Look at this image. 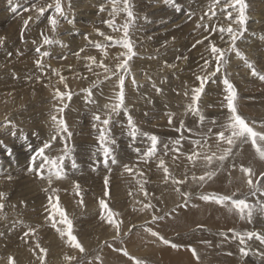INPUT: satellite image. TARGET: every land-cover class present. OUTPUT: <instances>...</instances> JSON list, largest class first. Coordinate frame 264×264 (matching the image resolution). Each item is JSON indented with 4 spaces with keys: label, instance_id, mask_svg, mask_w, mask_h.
<instances>
[{
    "label": "rangeland",
    "instance_id": "374dc122",
    "mask_svg": "<svg viewBox=\"0 0 264 264\" xmlns=\"http://www.w3.org/2000/svg\"><path fill=\"white\" fill-rule=\"evenodd\" d=\"M145 1L147 0H129L135 22L129 29L128 38L136 53L129 61V73L131 74L129 77V73L112 75V72L116 71V65L123 59L121 54L127 51L115 41L123 39L122 25L128 19L122 11L113 14L112 0H61L66 18L58 17L55 31L52 30V26L48 22V17L54 14V9H48L43 15L37 17V13L32 7L37 3V0H14V3L19 5L16 11H13L9 6L8 0H0V37L4 38L3 43H0V192L5 194L3 199L5 207L0 213V264H8L9 256L13 257L14 264H40L39 250L34 247L37 241L48 250L45 255L46 264H68L64 259L65 256H74L76 259L73 264H135L134 260L129 259L122 251L116 249L127 250L131 257L143 260L144 264H161L157 259L162 252L175 255L186 250L192 254L191 249H195L197 252L199 243H207V240L208 243H211L216 236L228 229L203 223L201 214L204 211L205 214H209L207 211L214 209V211H219L221 207L224 208L221 211H224L225 208L226 210L228 208L212 200L204 201L200 199V195H231L238 192L236 198L247 197L249 203H253V201L257 203V201H261L260 198L264 200V196L260 193L254 197L248 194L249 190L246 193L244 190L242 192L243 184H239L241 178L227 181L231 171L239 165L237 163L239 152L236 147L239 141L232 146V154L222 163L214 160L211 165H207L203 160V155L216 153L218 156L224 148L229 147L225 142L218 140L216 136V133L224 130L222 126L227 123L228 116H230L225 100L227 93L213 95V89L207 88V84L213 82L210 79L212 82L205 84L204 91L195 105L192 101L193 89L200 85L196 76L205 75L215 70L216 62L212 57L209 41L211 39V43L215 44L214 39L220 34L219 26L221 24L219 25L216 21L204 23L201 18H204L205 15L203 16L202 11L199 13L198 8L201 6H198L197 0H173L174 2L171 3L166 0H150L147 7H141L144 6ZM42 3L50 4L53 3V0H42ZM208 3L210 2L206 4ZM79 5L80 7H78ZM150 5L153 6L152 10ZM88 6L92 7L87 8ZM101 6L104 8V14L108 13L107 18L102 13ZM117 6L122 8L120 0H118ZM82 9L84 13L86 12L87 19L79 18L77 20L79 26L84 28L87 26L88 30L92 28L93 32L91 40H89L90 43L85 42L76 48L68 42L63 43L58 39V35H60L64 24L69 22L66 20L67 16L76 21L75 12ZM179 16L183 19L182 23L172 31V34L160 37L159 43L153 45L155 40L149 34V28L152 25L170 24V21L175 22L180 18ZM184 16L186 21H184ZM29 17L32 19L25 27L24 20ZM93 18L95 22H93ZM105 21L114 22V26L110 27L109 24L104 23ZM84 24L85 26H83ZM202 24L208 25V29L211 30L208 31V29L205 30L204 27L199 26ZM213 26L218 28L217 32L212 31ZM187 32H189L188 35ZM217 33L219 34L217 35ZM207 35L210 39L204 41L202 37ZM45 36L53 40L54 43L44 44ZM107 37H112V39L109 40ZM197 40L204 43L196 44ZM177 41L178 44L175 43ZM97 43L103 47L97 48L95 46ZM194 44L196 47H193ZM37 47L41 49V52H47L48 55L41 56L36 52ZM198 49L203 56L205 54L208 56L209 65L206 69L204 65H201V61H193L195 57L193 54L199 51ZM150 56L151 59H149ZM87 57H93L95 62L88 60ZM146 57H149L150 63L144 62L140 65L138 60ZM37 60L40 61V66L36 64ZM101 62L112 71L105 72L104 68L100 66ZM136 73H142L145 76L144 79L148 75V81L143 82L142 85L145 86L147 82L149 85L143 88L141 82L135 79ZM61 75L65 78L64 82L59 81ZM119 75L125 76V108L139 129L135 136L130 134L128 117L123 109L118 113H112L110 107L105 108V105L116 102L115 97L119 91L117 82ZM127 77L131 80L125 84V81L128 80ZM213 78L216 77L213 76ZM133 79L135 83H133ZM84 89H91L92 94L89 96L87 92L83 91ZM57 90L62 93L70 92L71 99L65 97L61 102L55 96ZM162 93L174 100H182L181 105L176 108L171 103L170 106L161 108V105L158 106L159 104L156 102L160 103V99L157 97ZM239 96L237 95L236 101L238 113L246 119L249 126L254 127V130L263 132L264 120L262 122L259 120H262L261 116L264 118V114L261 115L257 110L247 106L248 99H240ZM164 99L167 100L166 97ZM65 104L67 107L64 112H58L57 108L63 107ZM189 106H199V113L191 111ZM225 111L228 113L222 115L221 113ZM97 114L101 116V120L110 117V123L107 126L108 132L110 139L115 141V144L111 145L113 151L107 162H105L97 140L99 128L103 126L100 121L93 119ZM53 115H56L57 118L63 117L72 135L70 138H67L66 133L57 135V139L51 141L50 148L45 149V155L49 157L63 155L65 145L70 150V155L66 156L63 161L62 178L58 179L53 176L52 182L49 184L46 178H39L35 171L29 172L28 168L33 154L39 147L42 148L46 142H49L52 135L55 134L54 124L51 120ZM170 115L172 123H169ZM200 115L204 116L203 121L200 120ZM180 120L183 121V127H181ZM93 124H96L95 128ZM209 129H212V132H209ZM145 133L147 135H144ZM227 134L229 133L226 131ZM151 136L158 138L156 149L158 154L146 158L144 153L151 147ZM176 141L179 143H174ZM194 141H201V145L194 144ZM177 148L179 152L175 151ZM193 151L199 152L201 155L195 161H190L187 157ZM3 152L5 153L3 154ZM113 158L115 163L112 162ZM161 159L165 161V166L169 169L167 179L163 169L158 167ZM73 160L76 164L75 167H73ZM40 162L37 160L31 166L35 169ZM125 165L133 167V173L126 172ZM220 169L222 170L220 171ZM252 169L256 175H254L255 179L264 180L260 177V173L264 172V165ZM7 171L10 177H8ZM207 171H214L215 175L210 180L199 181L198 178ZM42 172L45 177L48 176L46 169ZM14 174L16 176H13ZM105 176L109 177V196L107 198L103 196ZM193 177L197 179L194 180ZM174 179L184 181V183L174 184ZM74 182L80 187L79 196L76 195ZM177 187L180 188V192L176 191ZM142 188L143 190H141ZM25 189L28 193L25 192ZM182 192L191 194L187 201L181 196ZM37 197L40 203L36 202L37 204H35L32 199ZM49 197H52L53 203L58 202L68 218L72 220V232L85 249L83 253L72 247L67 242L66 236L62 238L51 227V222L47 218L52 212ZM81 199L83 204L80 203ZM100 199H105L113 212L118 214L114 216V219L119 222V239H113L117 235L116 227L101 217V209L98 204ZM30 204H34V206L30 207ZM145 204H149L150 207L144 208ZM142 208L143 211H141ZM226 210L225 212H227ZM200 212L203 213L200 214ZM256 214L258 217H252L251 220H255L254 223H260L264 228V214ZM153 215L162 216L163 219L153 223ZM190 217H194L192 221L195 223L191 220L188 221ZM210 217L211 221H220L217 216ZM55 219L59 221V216L56 215ZM198 225L202 227H198ZM57 226L62 229L66 227L59 223ZM145 227L152 228L170 243L164 244L159 237H154L146 232ZM29 228L36 229L34 238L24 236ZM235 230L237 231L235 235L237 233L243 235L248 232V229L244 231L242 227L238 226H235ZM124 233H128V235H124ZM252 240L257 239L253 237ZM259 243L263 246L260 241ZM109 244L112 246L109 247ZM172 244L180 245V247H175L174 250ZM249 245H246V249L251 252L253 250L254 255L258 253L257 256H259L260 252H264L263 247L255 246L259 245L257 243H249ZM176 249H179L178 252ZM202 252L200 253L202 254ZM197 253L199 254V252ZM239 256L242 257L240 254ZM220 263L224 264L222 260Z\"/></svg>",
    "mask_w": 264,
    "mask_h": 264
},
{
    "label": "snow or ice",
    "instance_id": "6c2138e0",
    "mask_svg": "<svg viewBox=\"0 0 264 264\" xmlns=\"http://www.w3.org/2000/svg\"><path fill=\"white\" fill-rule=\"evenodd\" d=\"M9 6L12 8L13 11H16L17 5L14 3V0H8ZM122 2V8L118 7V0H112V5H113V14L117 12H124L127 15V20L126 22L122 25V30L124 33V37L121 40L115 41V43L120 44L124 49L127 51L125 53H122L121 55L123 56V59L120 63L116 65V71L112 72L113 76L118 75V73H129L130 68H129V61L132 59L133 56L136 55V53L133 50V45L131 40L128 38L129 37V29L133 27L134 22H135V16L132 11V8L129 4V0H120ZM166 2H173V0H166ZM223 4V8L221 11H227V16L228 19L231 20L232 22L228 24V26L225 28L221 26L219 28V32L223 34L224 32L228 33V36L230 38V46L227 49H221L217 47L215 44L211 43L209 41V47L211 49V54L213 59L216 62V69L213 72H208L206 75L202 76H197V80L200 81L199 87H196L193 89V96H192V101L193 105H195L196 101L199 100L202 92L204 91V86L205 84L210 80L211 77L216 75V72L220 71L221 65H224L226 63V53L227 52H232L235 51V54L237 57H239L241 60H243L244 64L246 65L247 68L251 69L252 75L258 76L260 80L264 81V74H260L256 68L255 65L248 60V58L244 55L243 52H241L237 47L236 43L237 41L242 37L244 31H246L245 25L246 21L248 20L247 16V10L249 8L248 3L246 0H211V3L209 4V11L205 12V16H215L216 11L215 9L217 8L218 5ZM33 9L37 13V17L40 15H43L48 9H54V14L52 16L48 17V22L52 26V30L55 31L56 26L58 24V17H65L64 14V8L62 6L61 0H53V3L50 4H43L42 0H37V3L33 4ZM104 8L101 6V11H103ZM233 11L236 13L235 19L232 20L233 16ZM32 18L29 17V19L24 20V25L27 27L29 24V20ZM203 19V17L201 18ZM71 23V21H69ZM104 23L109 24L110 27L114 26V22L110 21H105ZM233 24L237 25V28L233 27ZM205 28V30L208 29V25H199ZM216 27L213 26L212 31H216ZM99 31V30H97ZM100 35H103V33H100ZM87 38V37H86ZM223 38V37H222ZM107 39L111 40L112 37H107ZM151 39V37H149ZM209 38L206 36L204 37V40H208ZM262 40H264V36L261 37ZM4 38L0 37V43H3ZM44 44H52L54 43L53 40L48 38L47 36L44 37L43 39ZM202 43L201 40H198L196 44ZM196 44L193 45V47H196ZM97 48H102L103 46L100 44L95 45ZM83 51V49H81ZM36 52L39 53L41 56H46L48 55L47 52H41V49L39 47L36 48ZM11 55V54H10ZM88 60L95 62V59L93 57H87ZM179 59V57H178ZM36 64L40 66V61L37 60ZM209 61L206 59L204 60V67L205 69L208 67ZM101 67L104 68L105 72H110L112 71L110 68L105 66L103 62L100 64ZM91 70V69H89ZM55 73V70H53ZM39 79V77H37ZM64 77L61 75L60 76V81L64 82ZM124 80L125 76L124 75H119V91L116 94L115 97V103L111 105H105V108H111L112 113H118L121 109L124 110L125 115L128 117V126L130 128V134L132 136H135L139 129L136 127L132 117L128 115L127 108H125V85H124ZM133 83H135V80L133 79ZM223 83L225 85L227 95L225 96V100L227 101V109L229 110L230 116L228 118L227 123L222 126L224 130L219 131L216 133V136L218 140L225 142L229 147L224 148L222 153L220 155H216V153H212V155H203V160L206 162L207 165H211L213 161H217L222 163L226 158H228L232 154V146L236 144L238 141L241 143L248 142L249 140L251 141L253 147L256 150V153L260 157L261 160H264V132L256 131L254 130V127L249 126V124L246 122L245 118H243L239 113L238 109L236 107V101H237V92L233 84L225 78L223 80ZM65 87L67 85L65 84ZM83 91L87 92L88 95L90 96L91 89H84ZM157 91H160V89H157ZM55 96L63 102L64 98L67 97L69 100L71 99V93H62L59 90L56 91ZM67 107L65 104L63 107L57 108V111L60 113L64 112V109ZM190 110L196 113H199L198 107L194 106H189ZM94 120L100 121L101 124L103 125L102 127L99 128V136L97 137V140L99 142L100 148L102 149L103 156L105 158V162H107V159L112 155V147L111 145L115 144V141L110 139V135L108 132V125L110 123V117L105 118L101 120L100 115H94L93 117ZM51 120L53 121L54 124V135H52L51 140L49 142H46L42 148L38 149L35 154L31 158V163L28 168L29 172L35 171L36 175L41 178V179H47L48 183L51 184L52 182V177L55 176L56 178H62V169H63V161L66 156L70 155V150L68 149L67 145H65L64 153L63 155H60L58 157H49L45 155V149H49L51 146V141H54L57 139V135L61 133H66L67 138H70L72 133L68 130V126L61 116L60 118H57L56 115H53L51 117ZM200 120H204V116L200 115ZM10 123V122H8ZM169 123H172V116H169ZM15 127V125H12ZM93 127H96V124H93ZM181 127H183V121H181ZM209 132H212V129L208 130ZM226 131L229 133L226 135ZM144 135H147L146 133ZM151 147L147 150V152L144 153V157L150 158L156 154V149H157V143H158V138L156 136H151ZM174 143H179V141H176ZM205 143H206V138H205ZM194 144L196 145H201V141H194ZM175 151L179 152V149H175ZM201 154L199 152L193 151L191 154L188 155V159L190 161H195L197 157H199ZM37 160H40L41 162L39 163V166L37 168H33L31 165L34 164ZM113 163H115V159L113 158L112 160ZM146 162V161H145ZM75 161L73 160V167H75ZM158 167L163 169L165 178L167 179L169 177V169L165 166V161L161 159L159 161ZM47 170L48 176L45 177L43 175L42 170ZM124 170L128 173H133V169L129 167L128 165L124 166ZM241 171L245 174L246 176V183L249 188V195L250 196H255L257 193H260L262 196H264V180L260 178H256L255 181L253 179L254 173L253 169L251 167H244L241 166ZM142 175V173H140ZM215 175L214 171H207L204 173V175L200 176L198 178L199 181L203 182L205 180H210L212 177ZM260 177L264 178V172L260 173ZM194 180H196V177H193ZM174 184H183L184 181H179V180H173ZM75 189H76V195H80V187L78 184H75ZM143 190V188H142ZM53 192L55 191L54 189L52 190ZM177 192H180V188H176ZM147 195V193H145ZM5 194L0 192V213L3 212V209L5 207L3 203ZM104 197L109 196V177L105 176L104 177V192H103ZM181 196L185 201H187L191 194L188 192H182ZM238 196V192H234L231 195H218V194H202L200 195V199L204 201H215L217 204H223L225 206H229V211H235L238 213L241 218H247L251 220L254 214L256 213H262L264 214V201H258L257 203H249L247 197L245 198H236ZM58 200V198H57ZM23 203V201L21 202ZM81 204H83V200L81 199L80 201ZM49 204L52 208V212L49 213L48 219L51 222V227L54 228L60 236L67 237V242L74 247L75 249H78L81 253L85 251L83 248L82 244L77 240V237L73 235L72 232V220L68 218L65 210L61 208L57 203H53L52 197H49ZM99 205L101 209V217L102 219H106L107 222L111 225H114L116 227L117 235L116 237H113V239H119L120 238V230H119V222L114 219V216L118 215L117 213H114L113 210L109 207L108 203L106 202L105 199H100L99 200ZM14 207V206H13ZM149 204H145L144 208H149ZM144 209L142 208L141 211ZM175 211V209H173ZM59 216V221L55 219V216ZM163 219L162 216H152V222H156L158 220ZM65 225V228H60L57 226V224ZM198 227H202L199 226ZM145 231L150 233L154 237H159V239L164 243V244H169L170 241L165 239L162 236H159V233L156 231H153L152 228L150 227H145ZM232 231V230H229ZM36 233V229L29 228L27 232L24 233L25 237L29 238H34ZM124 235H128V233H124ZM221 235H224V233H221ZM236 236L239 238L241 245L245 244V236L248 239H251L255 237L257 240L261 242V244H264V233H257V232H247L243 235H240L239 233L236 234ZM105 243H108L105 241ZM109 247L112 245L109 244ZM35 249L39 250V260L40 264H46L45 261V255L47 253V249L42 247L41 244L37 241L35 244ZM172 247H180V245L177 244H172ZM117 251H122L125 256H128L129 259L134 260L135 264H144V261L141 259H137L135 257H131L130 254L128 253L127 250L125 249H116ZM193 256L197 257L199 259L198 253L196 252L195 249H191ZM240 252L242 255H246L247 251L244 247L240 248ZM35 254V253H34ZM262 258H264V252L259 253ZM64 259L68 262V264H73L75 261L74 256H65ZM98 259V257H97ZM8 264H14L13 262V257L9 256L8 257Z\"/></svg>",
    "mask_w": 264,
    "mask_h": 264
},
{
    "label": "bare ground",
    "instance_id": "6f19581e",
    "mask_svg": "<svg viewBox=\"0 0 264 264\" xmlns=\"http://www.w3.org/2000/svg\"><path fill=\"white\" fill-rule=\"evenodd\" d=\"M72 1V0H71ZM81 1V0H80ZM89 1V0H88ZM92 1V0H91ZM95 1V0H94ZM150 0H147L145 1V4L144 6L142 5L141 7H147L148 5V2ZM154 1V0H153ZM161 1V0H160ZM159 1V2H160ZM163 1V0H162ZM181 1V0H180ZM199 2V5L198 6H201L198 8V11L199 13H201V11L203 12V16H204V12H208L209 11V4L211 3V0H197ZM147 2V3H146ZM157 2V1H156ZM174 2V1H173ZM197 2V3H198ZM207 2H210L208 4H206ZM246 2L248 3L249 5V8L247 10V16H248V20L246 21V25H245V28H246V31H244L242 37L237 41L236 43V47L244 53V55L248 58V60L250 62H252L254 65H255V68L256 70L260 73V74H264V40L261 39L262 36H264V0H246ZM150 3V2H149ZM81 4V3H80ZM112 4V3H111ZM173 4V3H172ZM175 4V3H174ZM91 5V4H90ZM106 5V4H105ZM157 5V4H156ZM162 6V5H161ZM80 7V5L78 6ZM83 6H81L82 8ZM92 6H88L87 8H90ZM153 7L150 5V8ZM155 7V5H154ZM159 7V6H158ZM194 7V6H193ZM84 8V7H83ZM110 8V7H109ZM183 8H186V7H183ZM223 8V4L221 5H218L217 8L215 9L216 11V15L215 16H204L203 18V22L206 23H211V21H216V23H219V28L221 26L223 27H227L229 23H231L232 21L228 19V16H227V11H221V9ZM153 8H151L152 10ZM77 10V9H76ZM85 10V9H84ZM90 10V9H89ZM97 10V8H96ZM192 10V9H191ZM190 10V11H191ZM107 11V10H106ZM159 11V10H158ZM178 11V10H177ZM71 12V11H70ZM88 12V11H87ZM151 12H154V11H151ZM186 12V11H185ZM189 12V10H188ZM69 13V12H68ZM86 13V12H85ZM85 13L83 12V9L81 11H77L75 12V19L76 21H74V18L72 19V17L70 16H67V21H71L70 22H66L64 24V27L62 28L61 26V31H60V35H58V39L61 40L63 43L65 42H68L70 44H72L73 46H75L76 48L77 47H80L82 46L83 44H85V42H89L90 37L92 35V28L89 30L87 29V26L86 28L84 27H80L79 26V22L77 21L79 18L81 19H87V17L85 16ZM102 13L104 14L105 11ZM159 13V12H158ZM175 13V12H174ZM187 13V12H186ZM101 14V13H100ZM112 14V13H111ZM148 14V13H147ZM156 14V13H155ZM73 15V14H72ZM106 15V14H104ZM108 15V13H107ZM107 15H106V18H107ZM110 15V14H109ZM153 15V14H152ZM150 15V16H152ZM174 15V14H173ZM235 15L236 13L233 11V16H232V20L235 19ZM88 16V15H87ZM98 16V15H97ZM157 16V15H156ZM163 16V15H161ZM186 16V15H185ZM184 16V21H186V17ZM199 16V15H198ZM96 17V16H95ZM105 17V16H104ZM112 17V16H111ZM110 17V18H111ZM149 17V16H148ZM164 17V16H163ZM162 17V18H163ZM180 17V16H179ZM182 17V15H181ZM179 18L177 19L175 22L172 20L170 21V24H167V23H164L162 25H152L148 30L150 31L149 34L151 35V37H153L152 39L155 40L154 41V44H157L159 43V38L162 37V36H167L169 35L170 33L172 34L173 30L176 29L177 26H179L181 23H182V18ZM116 18V17H114ZM160 18V17H159ZM46 19V18H45ZM105 19V18H103ZM168 19V18H166ZM190 19V18H189ZM195 19H198V18H195ZM64 19V21H66ZM89 20V19H88ZM92 20V19H91ZM94 20V18H93ZM102 20V19H101ZM169 20V19H168ZM188 20V19H187ZM151 22L153 20H150ZM95 22V20L93 21ZM172 22V23H171ZM193 22V21H192ZM195 22V21H194ZM82 23V22H81ZM89 23V22H88ZM138 23V22H137ZM42 24V23H41ZM97 24V23H96ZM150 25V24H149ZM188 25V24H187ZM85 26V24L83 25ZM93 26V25H91ZM95 26V25H94ZM99 26V25H98ZM182 26V25H181ZM198 26V25H197ZM233 27L234 28H237L238 26L233 24ZM103 28V27H102ZM190 28V27H188ZM187 28V29H188ZM192 28V27H191ZM212 28V27H211ZM147 29V28H146ZM186 29V30H187ZM195 29V28H194ZM193 29V30H194ZM202 29V27H201ZM210 29V28H209ZM208 29V31H210ZM144 30V29H142ZM190 30V29H188ZM197 30V29H196ZM218 30V28H217ZM96 31V30H95ZM116 31V30H115ZM97 32V31H96ZM192 32V30H191ZM204 32V31H203ZM206 32V31H205ZM217 32V31H216ZM189 32H187V35H188ZM199 33V32H197ZM195 33V34H197ZM202 33V32H201ZM193 34V33H192ZM191 34V35H192ZM200 34V33H199ZM204 34V33H203ZM202 34V35H203ZM219 33H217L218 35ZM97 35V34H96ZM186 35V33H185ZM93 36H95L93 34ZM100 36V35H99ZM142 36V35H141ZM140 36V37H141ZM172 36V35H171ZM175 36V35H173ZM172 36V37H173ZM194 36V35H193ZM196 36V35H195ZM194 36V37H195ZM201 36V35H200ZM87 37V38H86ZM144 37V35H143ZM186 37V36H185ZM189 37V36H188ZM191 37V36H190ZM207 37H209L207 35ZM223 37V38H222ZM100 38V37H99ZM105 38V37H104ZM142 38V37H141ZM204 39V37H202ZM182 39V38H181ZM191 39H193L191 37ZM199 39V38H198ZM210 39V38H209ZM93 40V39H92ZM95 40V39H94ZM121 40V39H120ZM137 40V39H136ZM168 40V39H167ZM178 40V39H177ZM185 40V39H184ZM114 41V40H113ZM176 41V40H175ZM195 41V40H194ZM198 41V40H197ZM205 41V40H204ZM207 41V40H206ZM209 41V40H208ZM211 41V39H210ZM213 41V40H212ZM215 42V45L221 49H227L229 46H230V38L228 36V33L227 32H224L223 34H219L218 37L216 39H214ZM94 42V41H93ZM165 42H166V38H165ZM186 41H184L185 43ZM90 43V42H89ZM178 44V41L175 42ZM180 43V41H179ZM187 43V42H186ZM192 43V42H191ZM204 43V42H202ZM104 44V43H103ZM162 44V43H161ZM184 45V44H183ZM183 45H180V46H183ZM188 45V44H186ZM62 46V45H61ZM152 46V45H151ZM149 46V47H151ZM161 46V45H160ZM159 46V47H160ZM168 46V45H167ZM153 47V46H152ZM190 47V46H189ZM202 47V46H201ZM85 48V47H84ZM116 48V47H115ZM54 49V48H53ZM58 49V48H57ZM152 49V48H151ZM156 49V48H155ZM62 50V49H61ZM161 50V49H160ZM187 50V49H186ZM199 50V49H198ZM60 51V50H59ZM57 51V52H59ZM63 51V50H62ZM165 51V50H164ZM169 51V50H168ZM61 53V52H60ZM59 53V54H60ZM83 53V52H82ZM93 53V52H92ZM88 54V53H87ZM152 54V53H151ZM205 54V53H204ZM55 55V54H54ZM149 55V54H148ZM165 55V54H164ZM195 57L193 58V61H201V65H204V60H206L208 58V56H206L207 54H205L203 56V54L201 53V51H196L194 54H193ZM56 56V55H55ZM57 57V56H56ZM64 57V56H63ZM67 58V57H66ZM147 58V59H146ZM144 59H140L138 60L139 61V64L141 65L142 63L144 62H147L150 63V60L151 59V56L150 58L149 57H146ZM149 58V59H148ZM160 58V57H159ZM192 58V57H191ZM58 59V58H57ZM68 59V58H67ZM146 59V60H145ZM154 59V58H153ZM70 60V59H69ZM148 60V61H147ZM156 60V58H155ZM167 60V59H165ZM185 60V59H184ZM212 60V59H211ZM61 61V60H60ZM153 61V60H152ZM191 62V61H190ZM49 63V62H48ZM55 63V62H54ZM72 64V63H71ZM188 64V63H187ZM195 64V63H194ZM151 65V64H150ZM155 65V64H154ZM211 65V64H210ZM58 66V65H57ZM148 66V65H147ZM193 66V65H192ZM196 66V64H195ZM49 67V66H48ZM59 67V66H58ZM75 67V66H74ZM211 67V66H210ZM217 67V65H216ZM215 67V69H216ZM187 68V67H186ZM195 68V67H194ZM149 69V68H148ZM202 69V68H201ZM212 69V67H211ZM214 69V67H213ZM185 70V68H184ZM201 71V70H199ZM213 71V70H212ZM215 71V70H214ZM202 72V71H201ZM223 72V74H222ZM151 73V72H150ZM149 74V73H148ZM187 74V73H186ZM202 74V73H201ZM129 77H130V73L128 74ZM203 75V74H202ZM200 75V76H202ZM206 75V74H205ZM222 75V76H221ZM53 76V75H52ZM135 79L138 81V82H141V85L143 82H146L148 81L147 78L148 75L146 76V79L145 76L142 75V73H136L135 75ZM174 77V76H173ZM217 78H210L212 79V81H208V82H212V83H209L207 84V88H212L213 91V95H218V94H226L227 91H225V85L223 83V80L225 78H227L232 84L233 86L235 87L236 89V92H237V95H240L239 98L240 99H244L246 98V100L248 99V104L247 106L253 108L254 110H257L258 112H260L261 115L264 114V81L260 80L258 76H254L252 75V72H251V69L247 68L246 65L244 64L243 60H241L239 57L236 56L235 54V51H232V52H227L226 53V63L224 65H221L220 67V71L219 72H216V75L214 76ZM184 78V77H183ZM197 78V76H196ZM81 79V78H80ZM128 80L125 81V84L130 81L131 79L127 77ZM56 80V79H55ZM72 80V79H71ZM60 81V80H59ZM118 82V81H117ZM214 83V84H213ZM58 84V83H57ZM63 84V83H62ZM40 85V84H39ZM148 82L144 87L148 86ZM49 87V86H48ZM46 89V88H45ZM48 91V90H47ZM49 92V91H48ZM55 92V91H54ZM53 93V92H52ZM210 95V94H209ZM222 96V95H221ZM151 97V96H150ZM164 97L167 98V100L164 99ZM203 97V96H202ZM201 97V98H202ZM208 97V96H207ZM252 97V98H251ZM206 99V97H203ZM157 99H160V103L156 102L157 104H159L158 106L161 105V108L162 107H165V106H170L171 103H173L174 106H176V108L178 106L181 105L182 103V100H174V98H170L169 96H166L164 93L162 94H158V97ZM239 99V100H240ZM249 99H251L249 101ZM101 100V99H100ZM201 100V99H200ZM99 101V100H98ZM104 102V100H102ZM101 101V104L103 103ZM240 102V101H238ZM217 104H219L220 102H216ZM100 104V103H99ZM185 105V103H183ZM105 105V104H104ZM188 105V104H187ZM208 105V104H207ZM210 105V104H209ZM102 106V105H101ZM186 106V105H185ZM184 106V107H185ZM199 107V106H197ZM237 107V106H236ZM101 108V107H100ZM239 108V107H238ZM167 109V108H166ZM99 110V109H98ZM179 110V109H178ZM182 110V108H181ZM241 110V109H240ZM184 111V110H183ZM210 111V110H209ZM239 111V109H238ZM251 111V110H250ZM256 111V112H257ZM172 112V111H171ZM170 112V113H171ZM176 112V111H175ZM180 112V111H179ZM186 112V111H185ZM184 112V113H185ZM255 112V113H256ZM257 112V113H258ZM228 113V111H225V112H222L221 114L222 115H226ZM251 113V112H249ZM220 114V113H219ZM9 115V114H8ZM252 115V114H251ZM229 117V116H228ZM250 118V117H249ZM261 119L262 120H258L259 121H263L264 118L261 116ZM246 120V119H245ZM253 120V118H252ZM43 121V120H42ZM181 121V120H180ZM251 122V121H250ZM251 124V123H250ZM253 124V123H252ZM261 125V124H260ZM264 126V124L262 125ZM258 128V127H257ZM262 128V127H261ZM161 129V128H160ZM259 129V128H258ZM263 131V130H262ZM264 132V131H263ZM47 139V138H46ZM168 139V138H167ZM174 140V139H173ZM180 140V139H179ZM31 143V142H30ZM39 144V143H38ZM145 144V143H144ZM237 144V143H236ZM40 145V144H39ZM42 145V144H41ZM22 146V145H21ZM171 146V145H170ZM29 147V146H28ZM27 147V148H28ZM139 147V146H138ZM169 147V146H168ZM238 147V156H237V160H238V167H236L235 169H233L231 171V174L230 176L227 178V181H231V180H236V179H240V183L243 184L242 186V192L243 190L245 191V193L249 190L248 188V185L246 183V176L245 174L243 173V175H241V166H249L251 168H260L261 165H264V160H261L260 157L258 156V154L256 153V150L255 148L253 147V145H251V142L248 141V142H244V143H238L237 146ZM235 147V148H236ZM40 148V147H39ZM38 148V149H39ZM234 148V149H235ZM22 149V148H21ZM20 149V150H21ZM36 150V148H35ZM23 152V151H22ZM236 152V153H238ZM5 152H3L4 154ZM207 153V152H206ZM17 154V153H16ZM158 154V153H156ZM184 154V153H183ZM34 155V154H33ZM124 155V153H123ZM8 156V155H7ZM32 156V155H31ZM174 156V155H173ZM2 157V156H1ZM58 157V156H57ZM128 157V156H127ZM135 157V156H134ZM133 158V157H131ZM79 160V159H77ZM236 160V159H235ZM21 161V160H20ZM23 162V161H22ZM86 164V163H85ZM12 165V164H11ZM13 166V165H12ZM81 166V164H80ZM17 167V166H16ZM133 168V167H132ZM156 168V167H155ZM17 169V168H15ZM81 169V168H80ZM145 169V168H144ZM9 170V168H8ZM10 170H12V168H10ZM222 169H220L221 171ZM75 171V170H74ZM139 171V170H138ZM78 172V171H77ZM224 172V171H223ZM9 172L7 171V174ZM143 173V171H142ZM9 175V174H8ZM7 175V176H8ZM12 175V174H11ZM28 175V174H27ZM255 175V174H254ZM13 176H16L15 174ZM36 176V175H35ZM34 176V177H35ZM78 176V175H77ZM256 176V175H255ZM3 177V176H2ZM10 177V175L8 176ZM23 177V176H22ZM79 177V176H78ZM5 179V178H4ZM11 179V178H10ZM19 179V178H18ZM87 179V178H86ZM253 179L254 176H253ZM7 180V179H6ZM15 180V179H14ZM26 180V179H25ZM112 180V179H111ZM9 181V179L7 180ZM16 181V180H15ZM47 183V182H46ZM31 184V183H30ZM47 185V184H46ZM89 185V184H88ZM18 186V185H17ZM24 186V185H23ZM27 188V187H26ZM27 189H25V192ZM119 190V189H118ZM135 190V189H134ZM142 190V189H141ZM232 191V190H231ZM71 192V191H70ZM28 193V192H27ZM50 193V192H49ZM249 194V192H248ZM50 195V194H49ZM259 195V194H257ZM71 196V195H70ZM243 196V195H242ZM256 196V195H255ZM254 196V197H255ZM29 197V196H28ZM53 197V196H52ZM262 197V196H261ZM27 198V197H26ZM107 198V197H106ZM253 198V197H252ZM31 199V198H29ZM41 199V198H40ZM249 199V198H247ZM32 200L35 201V204L37 203H40L39 201V198H33ZM31 200V202H32ZM251 200V199H250ZM259 200L261 201H264L262 200V198H260ZM15 201V200H14ZM27 201H30V200H27ZM252 201V200H251ZM250 201V202H251ZM12 202V201H11ZM22 202V201H21ZM37 202V203H36ZM249 202V200H248ZM258 202V201H257ZM74 203V202H73ZM254 203V201H253ZM99 204V203H98ZM26 205V204H25ZM86 205V204H85ZM97 205V204H96ZM221 205V204H220ZM223 205V204H222ZM221 205V206H222ZM31 206H34V204H30V207ZM40 206V205H39ZM37 206V207H39ZM224 206V205H223ZM230 206V205H229ZM229 206H227L228 210H225L227 212L224 211H221V209L223 210L224 208L221 207L219 208V211H214V210H210V211H207L209 212V214H205L206 212L204 211L203 212H200L203 213L201 214V217L203 218V223H209L210 226L211 224L214 226V227H220V228H228L226 229V231H224V235H218L215 237V239L211 242V243H208V240H207V243H202L200 244L199 243V246L197 248V252H199L198 256H199V259H197V257L193 256L189 251H185L183 253H180L178 254V250H177V254L175 255H171L169 252L167 253H161L158 255V259L159 260L158 262L161 263V264H221V260L224 262V264H264V258H262L260 255L257 256V254L254 255L253 253V250L251 252V250L249 249H246L247 246H250L249 243H257L259 245H255L257 247H263L262 250H264V244H262L263 246L260 245L259 241L257 240H252L253 238L251 239H248L247 237L245 238V244L244 245H241L240 241H237L239 238L235 235V233L237 232L236 230L234 231V228L235 226H238V227H242L244 229V231L246 229H248L247 231L248 232H257V233H264V228L262 225H260V223H254L255 220H249L247 218H241V216L236 213L235 211H229ZM210 207V206H209ZM208 207V208H209ZM225 207V206H224ZM69 208V207H68ZM213 208V207H212ZM215 208V207H214ZM71 209V208H70ZM217 210V209H216ZM67 211V210H66ZM200 211V210H199ZM69 213V212H68ZM71 213V212H70ZM213 213V214H212ZM85 214V213H84ZM182 214V213H181ZM194 214V213H193ZM197 214H199L197 212ZM33 215V214H32ZM210 216H217V218L220 220L219 222L218 221H211L210 220ZM76 217V216H75ZM196 217V216H194ZM194 217H190V219H188V221L190 222V220L192 221L194 219ZM253 217H258L257 214H254ZM115 218V217H114ZM99 220V219H98ZM50 221V220H49ZM79 221V220H78ZM187 221V222H188ZM258 221V219H257ZM262 221V220H261ZM48 222V221H47ZM193 223H195V221H192ZM260 222V221H259ZM263 222V221H262ZM87 223V222H85ZM125 223V222H124ZM9 226V225H8ZM22 226V225H21ZM105 226V225H104ZM37 227V226H36ZM232 228V231L229 232L228 230L230 228ZM87 228V227H86ZM89 228V227H88ZM213 228V227H212ZM237 228V227H236ZM39 229V228H37ZM51 229V228H50ZM40 232V231H38ZM51 232V231H50ZM87 232V231H86ZM190 232V231H189ZM8 233V232H7ZM57 233V232H56ZM191 233V232H190ZM58 234V233H57ZM242 234V233H241ZM46 235V234H45ZM52 235V234H51ZM13 237V236H12ZM21 238V237H20ZM203 238V237H202ZM14 239V238H13ZM256 239V238H255ZM12 241V240H11ZM211 241V240H210ZM80 242V241H79ZM237 243H240V244H237ZM205 244V245H204ZM184 247V246H183ZM241 247H244L247 251V254L246 255H242L241 252H240V248ZM159 250V248H158ZM175 250V248H174ZM168 251V250H167ZM201 251L202 254L200 253ZM256 253V252H255ZM141 254V253H140ZM242 255V257L239 256ZM228 256V257H227ZM90 257V256H89ZM150 257V256H149ZM156 258V257H155ZM217 259V260H216ZM220 259V260H218ZM34 262V261H33ZM150 262V261H149ZM2 263V262H1ZM223 264V263H222Z\"/></svg>",
    "mask_w": 264,
    "mask_h": 264
}]
</instances>
